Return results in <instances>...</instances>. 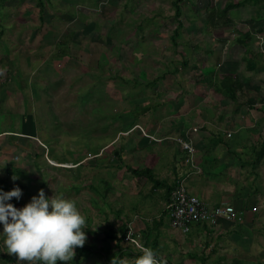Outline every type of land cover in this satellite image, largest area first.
<instances>
[{"label": "rangeland", "instance_id": "rangeland-1", "mask_svg": "<svg viewBox=\"0 0 264 264\" xmlns=\"http://www.w3.org/2000/svg\"><path fill=\"white\" fill-rule=\"evenodd\" d=\"M176 1L51 0L41 15L37 0H0L4 5L0 10V190H22L19 201H9L16 208L40 190L48 198L62 195L73 200L85 217L84 244L102 246L108 225L118 228L136 214L129 188L138 191L137 197H145L152 187L148 181L134 180L126 170L139 169L143 162L137 159L134 164L127 154L131 144L127 126L136 109L165 106L163 115L172 116L197 103L205 111L216 105L211 99L214 84L227 76L242 77L246 86L238 98L242 112L232 124L239 125L238 136L245 129L254 159V150L264 143V9L248 4L224 14L228 3L240 0H183L179 4L183 27L175 48ZM246 31L254 34L253 71L243 60L245 49L236 44V37ZM61 51L66 54L60 56ZM156 79L159 82L150 86ZM217 97L223 98L218 93ZM228 105H223L226 115ZM224 122L226 129L227 118ZM176 138L169 137L170 148L177 145L172 140ZM119 148L126 151L121 159L114 153ZM252 166L253 172H264V160ZM105 181L113 189L102 197L93 187L104 188ZM140 203H147L141 213L142 230L137 232L141 236L161 213L157 208L145 209L149 199ZM165 232L171 237L168 228ZM179 232L175 233L181 237ZM166 242L160 240L162 264L234 260L208 247L178 251L175 243ZM122 245L128 251L127 264H135L141 252ZM261 250L252 249L250 262L264 263ZM77 261L105 264L99 254L84 259L75 253L69 264ZM0 264H26L7 252L2 237Z\"/></svg>", "mask_w": 264, "mask_h": 264}, {"label": "crops", "instance_id": "crops-1", "mask_svg": "<svg viewBox=\"0 0 264 264\" xmlns=\"http://www.w3.org/2000/svg\"><path fill=\"white\" fill-rule=\"evenodd\" d=\"M196 104L185 105L172 116L163 115L162 112L167 109L165 106L156 107L157 112L155 109L151 110V106L137 108L133 120L128 121L129 131L126 133L132 145L128 144L127 154L133 162L137 159L143 160L139 169L136 170H144L148 162L153 161L156 177L160 181L174 185L183 180L189 193L199 197L210 207L233 206L237 211H245V218L239 223L221 221L215 228L195 226L188 234L180 231V237L175 233L178 230L171 229L163 190L154 191L152 187H149L150 193L145 197H137L138 191L133 192L129 188V197L133 201L132 213L136 214L122 221L121 224L126 223L128 227L131 226L140 232L143 223L141 221H144L141 213L147 205L140 202L142 199H149L151 204L145 209L157 208L156 210L160 209L161 213L153 218L152 223L163 219V228L156 232L159 235V251L163 250L160 244L162 240L167 241L166 244L169 241L175 243L178 251H191V247L204 251L208 247L210 251H218L214 254L221 257L226 256L248 262L251 260L249 257L253 252L252 249L257 247L262 249L260 256L264 258V172H253L252 165L255 157L253 159V154L249 153L248 137L244 134L246 131L241 128V136H238V130L235 129L239 125L234 127L235 125L232 124V119L234 116L238 118L237 113L241 111L242 106L229 104L227 107L229 110L226 109L229 115H226L224 109L226 107L223 105L228 103L224 101L205 111H202V108L199 109L200 106ZM144 108L149 110L143 113ZM210 109L211 111L213 109L214 115L209 113ZM226 118L228 126L224 129ZM235 122L237 123V120ZM258 124L259 122L256 123ZM194 129L198 131L193 132ZM229 134L231 137H228ZM150 137L162 142H155ZM169 137H181L192 142L196 149L194 162L199 169L197 172H194L191 165L186 162V154L178 145L174 148L168 145ZM114 153L121 159L126 151L119 148L115 149ZM249 165L250 168H248ZM134 180L138 179L134 178ZM139 182L147 183L143 179ZM113 185L116 188L115 184ZM254 208L257 211L254 212ZM164 214L166 216H163ZM165 228L169 229L171 237L167 236ZM154 237L152 235V238ZM123 247L126 248L122 245Z\"/></svg>", "mask_w": 264, "mask_h": 264}, {"label": "clouds", "instance_id": "clouds-1", "mask_svg": "<svg viewBox=\"0 0 264 264\" xmlns=\"http://www.w3.org/2000/svg\"><path fill=\"white\" fill-rule=\"evenodd\" d=\"M21 196L19 187L0 190V237L7 252L26 264H69L86 240L85 217L75 202L62 195L48 198L43 190L19 209L9 202L13 198L19 201ZM119 264H127V260L121 259ZM135 264L162 262L152 248L142 247Z\"/></svg>", "mask_w": 264, "mask_h": 264}, {"label": "trees", "instance_id": "trees-1", "mask_svg": "<svg viewBox=\"0 0 264 264\" xmlns=\"http://www.w3.org/2000/svg\"><path fill=\"white\" fill-rule=\"evenodd\" d=\"M51 0H37V6L38 9L40 10V14L43 15L44 10L46 8L47 4H50ZM183 0H178L174 3L175 7V16L174 19L178 21L177 28L174 31V36H173V45L175 48H177V39L181 37L180 30H182V23L179 21V19L182 16V9L179 6ZM248 4L254 5V6H259L260 9H264V0H240L238 2H232L228 3L224 10L222 11L224 14L230 12L231 10L244 7ZM4 9V5L0 2V10ZM213 16V15H212ZM212 16L210 17V20L207 22L209 23L210 27V22H213ZM238 45L243 47L245 49V56L243 58L244 62H246L247 68L249 71L256 70L255 62H254V52L252 50V42L254 38V34H252L251 31H246L245 33H240L238 37H236ZM63 46V43L60 45ZM62 50V49H61ZM66 53L64 51H61V55H65ZM185 66L187 63L184 64ZM242 77L238 75L234 76H227L223 77L222 79H219L214 84L213 87V92L215 93L213 96H211L212 100L216 101V104H219L221 101H225L226 103H232V104H237L236 106H239L238 104V98L239 95L245 92V83L241 80ZM157 82H159V79H156L152 81L149 85L154 86ZM217 93L222 95V99L220 97H217ZM149 109L144 108L142 109L143 113H146ZM188 140V139H187ZM190 141V140H189ZM256 150V151H255ZM254 150L255 152V160H254V165H257L260 161L264 160V143H261L258 148ZM78 164V163H77ZM82 166V165H81ZM134 178L138 180H146L148 181L152 189L154 191L157 190H163L164 192V200L168 203L171 198V193L176 187L177 184L174 185H169L165 181H160L155 174V166L153 164V161H149L148 165L144 170H136L132 167H128L126 169ZM97 193H99L102 197L108 196V194L112 191V185L107 183L106 181L104 182V188L100 187H93ZM119 213L118 215H120ZM166 214V213H165ZM163 216H166V215ZM146 226L145 231L141 233L142 239L145 243V247H150L152 248L155 253L157 254V258L159 257V235L156 233V237L152 238L153 232H158L159 229L163 226V219H159V221H156L151 225ZM206 227V226H205ZM128 225L126 223L121 224L118 228H114L111 225H108L107 230L104 232V238L102 241V246L96 247L95 245H90V244H84L82 247L77 248L75 250V253H77L79 256H81L84 259H87L89 256L94 255V254H99L102 256V258L105 261V264H119V261L121 259H124L127 256V250L122 249V243H124V238L126 236V233L128 231ZM112 244H115V248L118 251V254L115 255L113 253L114 247ZM220 259V258H219ZM223 259V258H222ZM203 264H206L207 259H202ZM74 264H78V261L75 262ZM217 264V263H216ZM229 264H264L263 262H248V261H242L239 259H234L232 260Z\"/></svg>", "mask_w": 264, "mask_h": 264}, {"label": "built area", "instance_id": "built-area-1", "mask_svg": "<svg viewBox=\"0 0 264 264\" xmlns=\"http://www.w3.org/2000/svg\"><path fill=\"white\" fill-rule=\"evenodd\" d=\"M192 131L197 132L198 130L194 129ZM228 137H231V134ZM150 138L155 142H162V140ZM172 140L186 154V162L191 165L194 172H197L199 169L194 162L196 149L192 142L181 137ZM253 211L255 212L257 209L254 208ZM166 212L172 228L181 231L183 234L190 233L193 227L200 225L215 228L221 221L239 223L242 222L246 215L245 211H237L233 206L229 205L210 207L199 197L190 194L183 180L179 181L172 191L170 201L166 205ZM124 243L140 252L141 248L145 247L142 236L131 226L128 228Z\"/></svg>", "mask_w": 264, "mask_h": 264}]
</instances>
